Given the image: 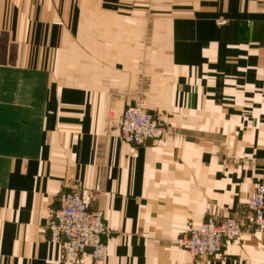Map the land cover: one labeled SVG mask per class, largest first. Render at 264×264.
I'll list each match as a JSON object with an SVG mask.
<instances>
[{"label":"crops","instance_id":"obj_1","mask_svg":"<svg viewBox=\"0 0 264 264\" xmlns=\"http://www.w3.org/2000/svg\"><path fill=\"white\" fill-rule=\"evenodd\" d=\"M136 102L160 140L122 141ZM263 182L264 0H0V264H63L43 229L76 189L104 264H264ZM208 212L245 232L195 259L175 241Z\"/></svg>","mask_w":264,"mask_h":264},{"label":"built area","instance_id":"obj_2","mask_svg":"<svg viewBox=\"0 0 264 264\" xmlns=\"http://www.w3.org/2000/svg\"><path fill=\"white\" fill-rule=\"evenodd\" d=\"M225 23V20L218 22ZM115 127L124 142L134 145L160 140L165 134L158 117L139 102L124 110L116 119ZM247 209L253 226L264 234V182L256 186ZM47 216L48 224L43 230L48 232L51 243L61 247L63 264H104L109 229L103 212L91 211L80 190L62 192L58 205L48 207ZM244 232V225L237 217L216 218L208 212L201 225L188 229L175 243L193 258L213 257L222 252L227 242L242 237Z\"/></svg>","mask_w":264,"mask_h":264},{"label":"rangeland","instance_id":"obj_3","mask_svg":"<svg viewBox=\"0 0 264 264\" xmlns=\"http://www.w3.org/2000/svg\"><path fill=\"white\" fill-rule=\"evenodd\" d=\"M136 103H137V102H136ZM139 103H140V104H141V105H142L147 111H149V110L143 105V103H141V102H139ZM123 112H124V111H123ZM149 112H151V111H149ZM151 113H152V112H151ZM152 114L155 115L154 113H152ZM121 115H122V114H121ZM121 115H120V116H121ZM155 116H156V115H155ZM156 117H157V116H156ZM116 119H117V118H116ZM115 121H116V120H114V124H115ZM117 130H118V129H117ZM118 131H119V130H118ZM119 134H120V132H119ZM120 137H121V135H120ZM121 139H122V138H121ZM122 141H123V140H122ZM125 143H126V142H125ZM184 233H185V232H184ZM184 233H183V234H184ZM183 234H182V235H183ZM180 236H181V235H180ZM232 241H233V240H232ZM185 250H186V249H185ZM186 251H187V250H186ZM220 253H221V252H220ZM220 253H219V254H220ZM216 256H217V255H216ZM216 256H213V257H216ZM198 258H200V257H198ZM195 259H197V258H195Z\"/></svg>","mask_w":264,"mask_h":264}]
</instances>
